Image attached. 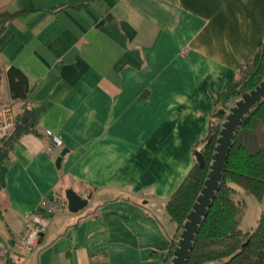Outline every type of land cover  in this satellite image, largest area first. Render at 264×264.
Here are the masks:
<instances>
[{
	"label": "crops",
	"instance_id": "obj_1",
	"mask_svg": "<svg viewBox=\"0 0 264 264\" xmlns=\"http://www.w3.org/2000/svg\"><path fill=\"white\" fill-rule=\"evenodd\" d=\"M2 10L15 13L0 31L3 99L32 109L39 133L0 162V245L32 212L49 215L42 198L90 197L49 215L37 248L10 264H163L176 231L166 201L196 162L214 93L264 39V0H0ZM11 65L29 78L28 101L11 97Z\"/></svg>",
	"mask_w": 264,
	"mask_h": 264
},
{
	"label": "trees",
	"instance_id": "obj_2",
	"mask_svg": "<svg viewBox=\"0 0 264 264\" xmlns=\"http://www.w3.org/2000/svg\"><path fill=\"white\" fill-rule=\"evenodd\" d=\"M14 16L15 13L10 11H0V31ZM6 78L11 97L28 101L32 86L25 72L11 65L6 70ZM263 78L264 39L254 56L239 68L230 85L214 93L216 109L211 114L207 136L197 144H201L199 149L204 155L205 166L195 162L166 201V210L176 225V231L171 239L168 258L163 264H171L176 241L207 178L225 119L220 110L229 109L235 100L253 89ZM215 118L220 120L215 121ZM36 125V113L25 105L17 114L12 131L0 143V162L9 155L10 148L20 136L29 132L39 133ZM240 190L260 202L264 199V100L246 115L238 129L221 188L201 225L188 264H264V213L253 229H243L240 222L243 209L236 199Z\"/></svg>",
	"mask_w": 264,
	"mask_h": 264
},
{
	"label": "water",
	"instance_id": "obj_3",
	"mask_svg": "<svg viewBox=\"0 0 264 264\" xmlns=\"http://www.w3.org/2000/svg\"><path fill=\"white\" fill-rule=\"evenodd\" d=\"M264 100V78L253 89L244 92L230 106L229 110L221 109L220 113L225 114L222 122L217 143L212 155V161L209 165V171L204 185L187 215L183 229L173 249L171 264H188L191 251L197 239L201 225L208 215L209 209L221 188L224 175L227 169V163L234 139L246 115ZM68 148L62 150L57 159L58 166L61 165L62 156L66 154ZM196 162L205 166V158L200 149L195 150ZM69 211L78 213L85 209L89 204L90 197L83 196L72 188L66 190Z\"/></svg>",
	"mask_w": 264,
	"mask_h": 264
},
{
	"label": "built area",
	"instance_id": "obj_4",
	"mask_svg": "<svg viewBox=\"0 0 264 264\" xmlns=\"http://www.w3.org/2000/svg\"><path fill=\"white\" fill-rule=\"evenodd\" d=\"M3 81V69L0 64V143L12 131L17 112L15 108L4 102L1 92ZM43 134L50 139L55 146H62L61 138L50 129H44ZM39 207L47 210L49 215H59L70 212L68 199L64 196L44 197L39 202ZM43 216L37 211L30 214L24 231L15 238L11 245H0V264H9V259L13 254L25 256L34 251L40 243L42 233L50 226V216Z\"/></svg>",
	"mask_w": 264,
	"mask_h": 264
},
{
	"label": "rangeland",
	"instance_id": "obj_5",
	"mask_svg": "<svg viewBox=\"0 0 264 264\" xmlns=\"http://www.w3.org/2000/svg\"><path fill=\"white\" fill-rule=\"evenodd\" d=\"M219 120V118H215V121ZM236 199L243 209L241 227L245 230L253 229L257 224L258 217L262 212L264 213V201L260 202L253 195L246 194L244 191H240Z\"/></svg>",
	"mask_w": 264,
	"mask_h": 264
}]
</instances>
